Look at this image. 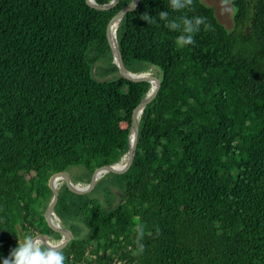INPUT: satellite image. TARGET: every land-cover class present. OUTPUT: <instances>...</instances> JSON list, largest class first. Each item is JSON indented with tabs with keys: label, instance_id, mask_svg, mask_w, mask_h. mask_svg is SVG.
<instances>
[{
	"label": "trees",
	"instance_id": "16d2710c",
	"mask_svg": "<svg viewBox=\"0 0 264 264\" xmlns=\"http://www.w3.org/2000/svg\"><path fill=\"white\" fill-rule=\"evenodd\" d=\"M130 1L0 0V264L26 235L60 243L45 225L51 173L85 187L127 154L151 85L119 74L104 31ZM227 1L231 30L200 0H138L119 22L124 67L161 86L123 176L101 174L83 195L54 187L65 264H264V0ZM161 11L211 30L182 46Z\"/></svg>",
	"mask_w": 264,
	"mask_h": 264
},
{
	"label": "water",
	"instance_id": "95a60500",
	"mask_svg": "<svg viewBox=\"0 0 264 264\" xmlns=\"http://www.w3.org/2000/svg\"><path fill=\"white\" fill-rule=\"evenodd\" d=\"M120 0H112L110 3L108 4H97L94 0H85L86 4L90 7V8H93V9H97V10H107L109 8H112L114 7ZM137 2L138 0H131L129 2V4L127 6H125L123 9H121L115 16H113L110 21L107 23L106 27H105V31H104V34H105V39L112 51V54H113V63L117 66L118 68V71H119V74L130 80V81H134V82H148L151 87H150V92L148 93L147 97L142 100L132 111V113L130 114V132H129V149L127 151V154L125 155V157L120 161V162H124L121 166H122V169L118 172H114L113 171V167L115 165H104V166H101V167H98V168H95L89 175V178H88V182H87V185L85 187H83L82 189H78V188H75L73 186H71L69 180H68V177L66 175V173L64 172H54V173H51L49 175V177L47 178L46 180V189L47 191L52 195V201L45 213V225L47 227V229L49 230V232H51L54 236L56 237H59L60 239V244H62V251L64 253V251L66 250L67 248V244H68V241L70 239V236L66 233H64L63 231H57L54 227V224H53V219L55 217V210H56V207H57V201H58V195L55 191V189L53 188L52 186V183L54 180H60L62 181L63 183V186L65 187V189L71 193V194H74V195H83L87 192H89L93 186V183L94 181L101 175V174H104V173H109L113 176H116V177H120V176H123L128 168L130 167L131 165V162L133 160V157L135 155V150H136V145H137V137H138V127H137V120L135 121L133 119V113L134 111L138 108L142 111V109L149 103H151L159 89H160V86H161V83L159 81V79H157L156 77L154 76H151V75H135V74H132V73H129L126 68L124 67L123 65V62H122V59H121V55H120V52H119V49H118V46L116 44V41H115V37L114 39H112L109 34H108V26L111 24V23H117L119 24V22L121 21V19L123 18V16L135 9L136 5H137ZM141 113V112H140ZM131 134L133 135V138L132 140L130 139V136ZM119 164V163H118Z\"/></svg>",
	"mask_w": 264,
	"mask_h": 264
},
{
	"label": "clouds",
	"instance_id": "9594fccd",
	"mask_svg": "<svg viewBox=\"0 0 264 264\" xmlns=\"http://www.w3.org/2000/svg\"><path fill=\"white\" fill-rule=\"evenodd\" d=\"M192 4L193 0H169V6L174 11L187 9ZM159 18L165 22V27L181 32L178 42L182 46L194 43L193 36L200 31L201 26H204L206 30H211V25L202 16H182L170 19L168 12L161 11L159 12ZM142 19L147 23L154 22L152 16L147 13L142 16ZM120 163L123 164L124 162ZM158 232L159 230L157 229ZM144 236L145 226L139 225L136 236L137 248L133 255H141L145 251ZM62 246L60 243L49 244L42 237L26 235L22 241L18 240L17 246L11 250L7 258L3 259L2 264H65L66 257L61 250Z\"/></svg>",
	"mask_w": 264,
	"mask_h": 264
},
{
	"label": "rangeland",
	"instance_id": "374dc122",
	"mask_svg": "<svg viewBox=\"0 0 264 264\" xmlns=\"http://www.w3.org/2000/svg\"><path fill=\"white\" fill-rule=\"evenodd\" d=\"M200 2L203 5L211 7L214 10L216 18L218 19V21L221 24H223V26L226 29L231 30L233 28V11H234V8L230 2H228L227 0H200ZM135 66L139 70H140V68L144 67V65L140 64V63L136 64ZM119 164L122 165V163H119ZM57 185L60 186L59 180H54L53 184H52L53 188L56 187ZM75 188L82 189L83 187L76 186ZM53 224H54L55 229L57 231L61 232L59 223L57 221V218H55V217L53 219ZM34 236L42 237L46 241V239L43 236H40V235L39 236L34 235ZM21 240H23V239L21 238Z\"/></svg>",
	"mask_w": 264,
	"mask_h": 264
},
{
	"label": "bare ground",
	"instance_id": "6f19581e",
	"mask_svg": "<svg viewBox=\"0 0 264 264\" xmlns=\"http://www.w3.org/2000/svg\"><path fill=\"white\" fill-rule=\"evenodd\" d=\"M117 27H118L117 23H111L110 26H109L110 37L112 39H114V37H115V32H116ZM140 112H141V110L137 108L136 111H135L134 118H133L135 121L138 119V117L140 115ZM132 138H133V135L131 134L130 139L132 140ZM112 169L113 170H120V169H122V166L120 164H117Z\"/></svg>",
	"mask_w": 264,
	"mask_h": 264
}]
</instances>
